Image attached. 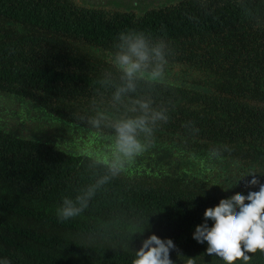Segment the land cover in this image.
I'll use <instances>...</instances> for the list:
<instances>
[{
  "label": "trees",
  "instance_id": "obj_1",
  "mask_svg": "<svg viewBox=\"0 0 264 264\" xmlns=\"http://www.w3.org/2000/svg\"><path fill=\"white\" fill-rule=\"evenodd\" d=\"M132 29L167 43V71L188 66L197 77L190 84L168 77L166 86L142 93L154 107H166L169 120L156 127L145 153L67 221L56 214L63 198L94 183V171L103 173L88 167L93 151L72 152L0 127V259L132 264L142 241L156 234L174 241L170 257L177 264L189 257L194 264H225L207 255V242H197L193 232L208 207L235 193L219 194L181 167L198 172L195 162L228 160L239 169L230 182L255 172L264 184V106L252 102H264V0H180L140 14L72 0H0V91L88 128L96 144L104 139L109 146V130L92 128L85 117L103 90L104 53ZM153 152L172 168L154 172ZM251 179H241L237 192L259 191V185L245 187ZM249 255L248 264H264V252Z\"/></svg>",
  "mask_w": 264,
  "mask_h": 264
},
{
  "label": "clouds",
  "instance_id": "obj_2",
  "mask_svg": "<svg viewBox=\"0 0 264 264\" xmlns=\"http://www.w3.org/2000/svg\"><path fill=\"white\" fill-rule=\"evenodd\" d=\"M168 55L164 40H154L135 29L120 32L112 48L104 53L108 68L99 80L103 90L90 101L85 117L92 128L109 130L106 154L91 156L88 166L92 170L102 169L103 173L97 175L94 171V183L81 189L74 198H63L56 213L61 222L87 209L96 192L124 173L135 158L150 147L156 127L169 120L166 107H154L152 96L142 94L156 85L170 83ZM213 154L219 156V151L213 149ZM249 175L252 179L246 181L245 187L259 185V191L246 195L237 192L222 198L216 206L205 210L204 223L197 225L193 232L197 242H207V255L217 256L225 264H235L238 260L248 264L249 254L264 252V184L255 172L246 176ZM239 181L224 190L236 186ZM209 220L213 222L211 226ZM176 248L171 238L162 239L152 234L135 251L132 264H177L170 257ZM181 255L178 252V256ZM0 264L11 262L5 258L0 259ZM186 264L194 262L189 257Z\"/></svg>",
  "mask_w": 264,
  "mask_h": 264
},
{
  "label": "rangeland",
  "instance_id": "obj_3",
  "mask_svg": "<svg viewBox=\"0 0 264 264\" xmlns=\"http://www.w3.org/2000/svg\"><path fill=\"white\" fill-rule=\"evenodd\" d=\"M133 1V0H131ZM143 3L146 2L145 7L138 9V5L135 9L141 11L147 7H153L158 5H169L176 3L180 0H139ZM134 4V2H129ZM134 6V5H129ZM168 77H177L183 82L193 81V77H197L196 74L189 70L188 66H181L179 68L172 67L167 71ZM0 127L9 130L19 136L27 137L38 141H48L55 144L57 147L68 148L72 152H90L87 149H91L94 154H106L108 145L104 143V139L100 140L99 145L97 138L94 137L95 132H91L88 128L69 122L65 119L53 114L46 107L41 106L34 101L21 97L19 95L10 94L0 91ZM164 138H170L165 135ZM162 149H159V152ZM145 153V151H144ZM162 152H160L161 155ZM163 154V153H162ZM158 152H153V161L156 164L158 171L153 169L156 173L163 174L164 171L172 168V162L168 159L160 160ZM177 156L171 157L173 160ZM181 157V156H180ZM180 163H185L188 155L185 154L181 157ZM227 162V163H226ZM224 162L222 159H209L207 163L195 162L200 171L196 172L194 168L181 167L183 172H187L191 178L197 181H203L204 184L214 188L215 192L219 194L228 195L233 192L236 193L239 188L233 186L228 188L227 191L224 188L235 185L233 182L237 180V176L233 181H229L238 173L237 165L229 163L228 160ZM143 164L146 163L144 159ZM153 163L152 166H153ZM147 169L151 167H146Z\"/></svg>",
  "mask_w": 264,
  "mask_h": 264
},
{
  "label": "flooded vegetation",
  "instance_id": "obj_4",
  "mask_svg": "<svg viewBox=\"0 0 264 264\" xmlns=\"http://www.w3.org/2000/svg\"><path fill=\"white\" fill-rule=\"evenodd\" d=\"M72 1L76 5L81 6V7L85 6V7L98 8V9H103V10H107L110 12L132 11L133 13H136V14H140L149 8L163 6V5H158V6H153V7H147L146 9L138 11L137 9H135V6L138 5V9L140 10V8L145 7L146 2L143 3L139 0H133V1H131V0H72ZM129 2H134V4H130ZM160 2H161V0H160ZM129 5H134V6H129ZM252 102L255 103L257 106H259L260 108H263V106H264V102H262L261 100H255Z\"/></svg>",
  "mask_w": 264,
  "mask_h": 264
}]
</instances>
